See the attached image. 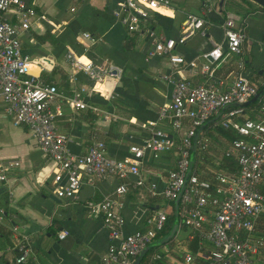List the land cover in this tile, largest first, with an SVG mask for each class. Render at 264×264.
<instances>
[{
  "label": "crops",
  "instance_id": "0c3cea01",
  "mask_svg": "<svg viewBox=\"0 0 264 264\" xmlns=\"http://www.w3.org/2000/svg\"><path fill=\"white\" fill-rule=\"evenodd\" d=\"M22 1L57 26L54 29L52 24L42 21L40 26L33 24L20 36L22 53L33 61V75L56 85L64 94H70L80 86L89 89L95 80L74 67L75 56L79 61L82 59L84 63L92 62L105 71L108 77L103 85L97 87L102 92L105 89L113 91L114 98L109 101L103 102L96 95L89 101L97 103L103 109L114 110L119 116L115 121L104 120L101 112L73 110L60 100L55 102L61 104L63 110L56 126L67 134V148L71 153H85L93 139L97 138L105 143L110 156L123 158L129 155L131 144L141 145L148 136L149 131L141 127V124L148 121H156L154 129L168 133L174 140L179 139L187 123L178 134L171 129L167 120L157 119L161 106L171 100L172 85L161 78L164 74L172 73L167 55L146 59L152 47L146 30L131 32L114 16V12L118 10L117 3L121 0H81L75 3L69 0ZM168 1L169 5L161 13L150 12L145 23V27L156 36L177 39L181 22L188 14L197 15L205 21L204 35L197 33L183 44H177L174 49L186 61L196 59L198 62L196 67L188 66L183 69V74L189 81L194 84L224 81L228 84L236 74L242 73L258 88H264V6L253 0ZM7 16L15 21L12 11ZM228 18L234 19L245 30L243 53H224L223 60L215 67L212 76L208 77L200 71L203 59L197 57L210 50L212 42L223 44V24ZM84 33H88L93 40L84 38ZM263 94L264 90L261 95ZM251 105L253 104L243 106L244 113L249 118H255L256 110L247 108ZM217 120L198 131V136L202 135L207 139L202 155L206 150L211 151L207 136L211 140L219 136L225 141L220 157L233 141L218 132L216 127L220 126L217 125ZM206 127L208 129L204 131ZM177 160L175 150L160 152L157 156L146 152L141 169L144 185L130 186L120 198L125 220L123 234L146 229V218L159 210H165L167 214L171 212L174 201H167L160 193L167 183L169 170L175 167ZM16 161L18 165L13 164ZM202 164L203 160L196 170L204 179L211 180L214 172L222 170L215 166L208 174L202 169ZM0 165L7 168V178L0 182V209H3L0 220V264H16V241L12 233L14 225L30 238L32 252L22 264H104L102 257L110 245L108 232L101 215H88L86 203L113 195L115 187L122 182L121 179L110 175L94 184H83L73 198L57 197L53 192L52 164L46 161L27 127L12 123L1 101ZM134 179V176H130L127 181ZM152 184L156 186V194L151 193ZM262 190L264 192V188ZM260 225L264 228V214L257 220L253 232L254 238L264 240ZM179 230L186 232L178 235ZM61 231L67 232L63 238L59 237ZM176 233L188 241L198 238L191 237L188 227L180 228V223ZM198 242L197 253L183 248L185 254L193 256L190 264H209L207 259L213 247L199 238ZM54 243L56 248L53 247ZM166 249L165 247L163 264H186L185 255L181 251ZM257 261L264 264V247L259 251Z\"/></svg>",
  "mask_w": 264,
  "mask_h": 264
},
{
  "label": "built area",
  "instance_id": "2783aa9c",
  "mask_svg": "<svg viewBox=\"0 0 264 264\" xmlns=\"http://www.w3.org/2000/svg\"><path fill=\"white\" fill-rule=\"evenodd\" d=\"M78 2L81 0H69ZM114 16L131 32L145 29L152 47L146 59L156 55H167L172 73L162 75V79L172 85L171 100L164 103L158 120H167L171 129L181 133L174 140L168 133L154 129L156 121H148L141 127L149 131L141 145L131 144L129 155L123 158L112 157L103 141L94 138L83 154H73L67 148L68 136L56 126L63 115L60 100L70 109H89L101 112L104 120H118L119 116L110 108H101L89 99L97 97L109 101L113 91H100L97 85H103L107 76L99 66L92 62H81L74 55L73 65L94 78L91 88H74L70 94H64L56 85L46 83L31 73L33 61L21 50L20 36L31 25L46 21L54 25L44 15L22 0H0V101L5 105V113L11 117L15 126L25 125L31 138L42 152L46 161L52 164L53 192L59 198H73L85 183L94 184L112 175L121 179L109 195L99 201H88V215H101L108 232L110 245L102 257L104 264H133L142 249L154 241L167 219V212L159 210L145 220L146 229L123 234V202L120 198L130 186L141 187L144 180L141 169L146 152L157 156L158 153L175 150L178 160L167 176V183L161 195L169 202L181 192L179 218L191 231V237H198L210 243L213 249L209 253V264H260L257 255L264 247V240L253 237L256 222L264 214V94L256 101L255 118H247L243 107H230L220 113L223 107L235 102H247L259 91L242 73L234 76L230 83L224 81L194 84L183 74L185 67H196V59L186 61L174 52L177 44H183L197 33L206 32L205 21L201 17L188 14L181 22L177 39L156 36L145 27L150 12L164 11L168 0H121ZM73 11L74 8L72 7ZM13 12L15 21L8 18ZM145 27V28H144ZM224 41L212 42L211 49L200 54L203 59L200 71L211 77L215 67L223 60L224 53H243L246 39L245 30L234 19L228 18L223 24ZM84 38H93L83 34ZM220 113L217 125L232 129L238 135L233 139L225 155L233 157L238 166L237 174L216 171L211 180L199 176L192 163L191 154H201L207 146V139L198 136L199 129L211 118ZM18 165V161L13 163ZM7 168L0 165V182L5 181ZM188 175V176H187ZM134 176L133 181H127ZM155 185L150 186L156 194ZM3 209H0V220ZM17 256L16 264H22L31 255L29 235L16 225L12 228ZM67 235L61 231L59 237ZM184 261L190 264L193 256L185 254Z\"/></svg>",
  "mask_w": 264,
  "mask_h": 264
},
{
  "label": "trees",
  "instance_id": "16d2710c",
  "mask_svg": "<svg viewBox=\"0 0 264 264\" xmlns=\"http://www.w3.org/2000/svg\"><path fill=\"white\" fill-rule=\"evenodd\" d=\"M261 89V86H259L258 91ZM101 99V98H100ZM101 101L106 102L105 100L101 99ZM102 102V103H103ZM257 104L258 102L253 103V105L247 107L256 110L257 112ZM246 115V114H245ZM249 118L250 116H246ZM207 127L204 128V131H207ZM219 133H221L223 136H225L227 139L230 141L233 140L234 138H237V134L233 131L225 130L221 127H216ZM209 132V131H208ZM203 155L202 154H196L193 159V164L195 167L199 166L200 161L202 160ZM216 168L217 169H222L227 171L228 173H233L237 174L238 172V166L235 160L232 157H228L225 154H223L220 159L216 163ZM172 210L170 213L167 214V219L165 222V225L161 231H159L154 240L161 239L165 237L168 232L170 231L172 225H173V205L174 202H172ZM180 223V228L185 229V225ZM165 245V244H164ZM166 248L169 249H177L181 251L180 253L184 256L185 251L183 248H186L187 250H190L192 253H197L199 250V242L198 238H194L191 241H188L186 238H181L180 236H177V233L166 243ZM166 249V250H167ZM182 249V250H181ZM164 251H158V247H152L142 258L140 264H163L164 263V256H165ZM209 257V256H208ZM209 263V258L207 259Z\"/></svg>",
  "mask_w": 264,
  "mask_h": 264
},
{
  "label": "water",
  "instance_id": "95a60500",
  "mask_svg": "<svg viewBox=\"0 0 264 264\" xmlns=\"http://www.w3.org/2000/svg\"><path fill=\"white\" fill-rule=\"evenodd\" d=\"M255 1L256 3H258L260 6H264V0H253ZM263 89H261L252 99H250L249 101L247 102H243V103H240V102H235V103H232V104H229V105H226L225 107L222 108V110L220 111V113L222 111H224L225 109L227 108H230V107H243V106H247V105H250V104H253L255 103L260 95L263 93ZM220 113L217 114L215 117H213L212 119L208 120L203 126H206L210 123H213L214 121H216L218 119V117L220 116ZM194 149V148H193ZM193 149H192V154H191V165L189 167V171H188V175L189 173L191 172L192 170V163H193V159H194V154H193ZM187 175V176H188ZM181 192L182 190L179 192V194L177 195L176 199L174 200V218H173V225L170 229V231L168 232V234L161 238V239H158V240H154L152 241L151 243H149L148 245H146L142 251L137 255V257L134 259L133 261V264H140L143 256L152 248V247H157V246H160V245H163V244H166L176 233L177 231V228H178V224H179V204H180V197H181ZM56 243L53 244V247L56 248Z\"/></svg>",
  "mask_w": 264,
  "mask_h": 264
},
{
  "label": "rangeland",
  "instance_id": "374dc122",
  "mask_svg": "<svg viewBox=\"0 0 264 264\" xmlns=\"http://www.w3.org/2000/svg\"><path fill=\"white\" fill-rule=\"evenodd\" d=\"M214 130V129H213ZM215 134V130L213 132ZM219 135V133L217 134ZM208 140H210V143L208 142V145L211 146V151L206 150L203 154V164H202V169L206 172V173H211V169H213V167L215 168L217 159L216 157H220V155L222 154V150L225 147V141L223 139H221L219 136H216L214 139L211 140L210 136H207ZM208 151V152H207ZM260 232L264 233V228L260 225ZM180 233H178V235L185 233L186 231L183 230H179ZM177 235V236H178ZM158 247V251H164L166 244L164 245H160L157 246Z\"/></svg>",
  "mask_w": 264,
  "mask_h": 264
},
{
  "label": "bare ground",
  "instance_id": "6f19581e",
  "mask_svg": "<svg viewBox=\"0 0 264 264\" xmlns=\"http://www.w3.org/2000/svg\"><path fill=\"white\" fill-rule=\"evenodd\" d=\"M81 61H83L82 59H80ZM84 62V61H83Z\"/></svg>",
  "mask_w": 264,
  "mask_h": 264
}]
</instances>
